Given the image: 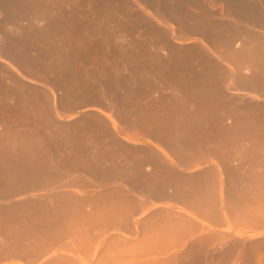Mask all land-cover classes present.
<instances>
[{
    "label": "crops",
    "instance_id": "0c3cea01",
    "mask_svg": "<svg viewBox=\"0 0 264 264\" xmlns=\"http://www.w3.org/2000/svg\"><path fill=\"white\" fill-rule=\"evenodd\" d=\"M142 2L151 12L142 11L135 0H0L9 20L4 26L5 43L33 49L19 59L43 68L45 72L36 76L48 78H39L42 85L15 81L14 86L0 79V190L11 192V197L47 191L60 180L51 174L54 167L64 168L60 154L64 142L93 141L100 143L98 153L67 156L77 157L68 164L80 163L78 158L83 157L87 171L98 173L94 187L123 190L121 182L129 179L127 188L132 192L157 195L141 201L130 215L127 203L120 202L115 209L95 203L110 219L115 212V220L140 223L158 211L187 219L184 225L160 221L155 227L158 239L159 235L186 236L184 241H190L204 229L219 234L230 227L241 230L242 219L232 214L243 206L240 199L257 187L264 195V123L247 118L252 109L239 104L242 97H253L251 93L264 87V31L260 30L264 28L242 24L244 58L228 62L214 56L220 51L215 43L182 44L173 38L181 33L212 34L210 0H188V8L181 1ZM222 2L243 17L257 9L251 0ZM65 3H73L74 10L62 21L52 11H64ZM42 10L46 15H41ZM17 19L32 23L30 32L21 31L19 41L12 37ZM20 28L26 30L21 24ZM230 45V50H240L236 43ZM252 45L259 47V55L250 58ZM159 82L171 92L156 91L153 84ZM45 84L62 90L55 94ZM70 84L92 85L82 92L84 98L95 100L97 94L114 98L116 119L129 133L127 141L107 134L102 116L91 126L76 125L78 113L64 104L72 98ZM228 84L236 89H226ZM107 139L109 143L104 142ZM33 205L28 203L26 211L34 210L38 220H46L41 204ZM190 230L196 232L189 234Z\"/></svg>",
    "mask_w": 264,
    "mask_h": 264
},
{
    "label": "flooded vegetation",
    "instance_id": "af4514ba",
    "mask_svg": "<svg viewBox=\"0 0 264 264\" xmlns=\"http://www.w3.org/2000/svg\"><path fill=\"white\" fill-rule=\"evenodd\" d=\"M73 10L74 7L72 5L65 3L64 11H52L51 9L49 11H52L54 16L59 19H63L62 21H67L66 17L70 16ZM260 13L261 10H257L251 14H245L244 17H247L248 20L257 19L260 24L264 25V22L261 23L262 13ZM41 15H46V11L42 10ZM8 21V18L2 13V4H0V79L8 86H14L15 81L42 85L43 82L38 81L39 78L44 80L48 78L44 75H36L43 74L45 70L19 59L20 54L23 53L22 50L27 48L28 45L20 47L17 42L15 46L10 47L5 43L4 33L7 30L4 26H7L5 24ZM243 21L240 24L246 26L245 20ZM42 23L40 21V24ZM20 24L26 30H21ZM25 25L31 26L32 23L31 21H19L17 19L13 25L14 34L12 37L16 38L17 41H19L22 33L31 31ZM241 25L238 28L239 38L242 36ZM257 29L260 28L258 27ZM260 30L264 31V29ZM181 34H177V36H181ZM210 37L212 42V36L210 35ZM26 38L28 39L29 37L26 36ZM176 41L182 43L180 39ZM186 43H195V41L189 40ZM202 44L206 43L203 42ZM217 47L220 48V52H226V55L233 60L242 61L244 58L243 46L238 43L236 44V47H240V50L237 49L238 51L230 50L233 46L227 44H217ZM250 47L255 48L251 55L252 57L259 55L258 46L252 45ZM214 56L217 55L214 54ZM251 56L249 57L252 58ZM153 87H155L156 91L160 90L163 94L171 92L169 88L164 89L167 85L163 82L155 83ZM238 92L247 94V91ZM156 95H159V93H156ZM250 95L253 97H242L239 104L252 109L251 114H246L247 118L252 117L251 121L254 123H264V87L259 92L251 93ZM81 101L80 99L79 101L64 102L66 107L74 109L73 114L78 113L76 115L78 117L76 125L82 127L86 123L89 126L91 122H101L99 116H102L107 121V124H105L107 134L113 135V137L117 134L127 141L128 136L126 135H129V133L123 131L122 125L116 119L117 109L114 98L110 99L105 94H97L95 100H92L93 105L77 108ZM88 110H92L95 113H88ZM104 111L110 116L104 114ZM104 142L109 143V139ZM99 144V142L93 141L64 142V145L60 148V154H62L64 160V168L54 167L51 174V177L60 180L50 185L47 191H28L27 193L11 197V192L0 190V264L12 261L26 264L33 261L35 264H40L48 259H55V262L58 261L60 264H116L117 262L129 263L133 260L142 262L153 257L146 256L140 252L133 253V246H131L133 244L137 245L141 243V240L143 242L145 239L143 232L145 222L134 223L131 220H115V212L112 214V219H110L98 209L96 204L105 203L115 209L118 201L119 203L123 202V204L127 203L126 209L130 215L132 208L140 206L141 201L142 203L152 201L157 195L151 191H139V194L132 192L131 189L127 188L129 179L121 182L124 186L123 190L103 191L100 187H94L98 184L94 180L98 173L93 175L87 171L89 168L84 167L83 157L78 158L80 163L70 162L68 164L69 159L76 160L77 157H69L67 153L70 155L83 154L84 152L98 153ZM105 147L109 149V145H105ZM186 154L190 155L191 153L187 150ZM83 184L88 186L86 188L78 187V185ZM26 194L28 195L26 196ZM40 194H43V196H40ZM36 202L40 203V207L47 212L46 220H38L34 210L31 212L26 211L28 203H31L32 208H34L33 204ZM176 216L179 217L178 215ZM52 239L57 240L59 246L65 248V251H62L63 253L60 251L55 255L52 252L46 253L49 248L44 245L50 243ZM86 241L99 245L95 254L84 253L82 250L77 252L73 248L74 242L84 243ZM122 246H124V251L119 252L118 250ZM161 257H164V255ZM81 258L85 259L86 262H82ZM212 259L215 258L212 257ZM214 263L217 264L216 261Z\"/></svg>",
    "mask_w": 264,
    "mask_h": 264
},
{
    "label": "rangeland",
    "instance_id": "374dc122",
    "mask_svg": "<svg viewBox=\"0 0 264 264\" xmlns=\"http://www.w3.org/2000/svg\"><path fill=\"white\" fill-rule=\"evenodd\" d=\"M137 2L138 7L142 10V11H146L149 10L148 7L144 4V2H142L143 0H135ZM168 2L172 3L174 1H181V2H185L183 3L182 7L184 8H188L189 5L187 4L188 0H167ZM223 0H210V2L212 3L213 7L211 6V11L209 16L211 17L213 14H215L216 16L219 17H224L226 18L228 17H238L241 21L245 20L246 22V26L249 27H253V28H261L264 27L263 24H260L258 22V20H248V18L243 17L241 13H233L232 11H228L226 9V5L222 2ZM254 2V4L257 7V10H261V16H262V21L261 23L264 22V0H251ZM70 5H73V3H69ZM57 10V9H56ZM256 10V11H257ZM151 12V11H150ZM182 17H186L188 18L189 14L187 15V13L185 12L183 14V12L181 13ZM214 15V16H215ZM245 18V19H244ZM238 19V20H239ZM30 22V21H28ZM244 22V21H243ZM26 27H29L28 25H25ZM174 40L176 43H178L176 40L179 39H183L184 41L187 40H193L195 41V43H201L204 42L206 44L211 43V37L208 36H200V35H190V34H181V36H177L174 35ZM241 38V37H240ZM236 38L234 40L233 43H238L239 45L242 44V38ZM186 43V42H183ZM29 48L30 51H33V49H30L29 46H27V48H24L22 50V52L25 51ZM249 52L248 55L251 56L253 53V50H255L254 47H250L249 48ZM29 50H27V52H30ZM214 54L217 55V57L226 60L228 62H231V57H229L228 55H226V52H220V51H215ZM252 57V56H251ZM45 86L47 88H49L51 91L55 92V94L57 93V91H61L62 89L57 88L55 85H51V84H45ZM67 86V85H66ZM72 86V88H71ZM77 86V87H76ZM88 87H92V85H86V84H70L68 85V90H71V99H67L65 100L67 101H79L80 99L82 100L80 102V104L77 106L78 107H85L88 105H93L94 103H92V99L91 98H84V94L82 92H87L89 91ZM77 88V89H74ZM67 89V87H66ZM72 89H74L72 91ZM226 89H236V87L232 84H228L226 85ZM57 102V100H56ZM71 111L74 109H70ZM231 119V118H230ZM258 188V187H257ZM252 189L250 190L251 193H249L248 195L244 196V200H246V204L247 207H252L253 209L256 206H260V201H259V197L261 195V191L259 189ZM184 191H186L187 193V189H185ZM119 204V201L118 203ZM256 205V206H255ZM241 212H239L240 214ZM165 219H169L171 222H175L176 225H179V223L182 222V225H184L187 221V219H185L184 217H177L175 215H173L171 212L169 211H158V212H153L151 213L148 218L146 219L145 225H144V235H146L145 237L147 238V236L151 233V232H155L156 230H158L159 228L155 227L159 224L160 221H164ZM152 222V223H151ZM149 223V224H148ZM148 226V227H147ZM178 227V226H177ZM175 229V228H173ZM172 229V230H173ZM176 231V229H175ZM196 231H189V234H193ZM181 237V236H180ZM186 236H183L182 239H177V238H172V237H165L163 238V241H168L169 243H172V246H175V251L174 252H170L171 247H167L164 248L162 247V243L161 240L157 239L158 243L160 244L158 249H151L147 250V248L145 247V242L146 239L143 240V242L141 241V243L135 245H131L133 253L136 252H140V253H144V255L146 256H156V258H148L145 259L142 262H137L136 260H133L135 264H147L148 262H151V264H166L167 262H171V261H177L176 264H215L214 262L216 261L217 264H259L257 257L255 256V254H253L254 256H246L245 252H248L250 250H256L258 247L264 246V236H247V237H243V238H239L236 236H233L231 232H226V233H222L219 234L217 231L214 230H206L204 229L203 234L200 236H197L196 238L191 239L190 241H187L186 244L183 243L184 238ZM254 237V238H252ZM177 245H176V244ZM183 243L181 246H179V244ZM139 245V246H138ZM138 246V247H135ZM179 246V247H178ZM186 246V247H185ZM61 248H63L62 246H60ZM174 248V247H173ZM155 249V250H154ZM179 249V250H178ZM60 250H56L54 251V249H47L46 253L48 252H52L53 255H55L56 253H59ZM145 251V252H143ZM262 260L264 262V248L262 250ZM162 255H164V257H161ZM212 257H214L215 259H212ZM55 261V259H48L45 260L43 262H41L40 264H49V263H53ZM8 264H26L23 262H10ZM27 264H35L33 261L27 263Z\"/></svg>",
    "mask_w": 264,
    "mask_h": 264
},
{
    "label": "bare ground",
    "instance_id": "6f19581e",
    "mask_svg": "<svg viewBox=\"0 0 264 264\" xmlns=\"http://www.w3.org/2000/svg\"><path fill=\"white\" fill-rule=\"evenodd\" d=\"M53 7H58L59 5H52ZM61 7V6H60ZM256 7V6H255ZM257 9H255L253 12H256ZM215 14L212 15V20H211V24H212V42L211 43H215V44H224V45H230L234 42V40L237 38L238 36V28H240V23L242 22L240 19L238 20V17H226V18H222L219 16H214ZM180 42H187V40H183L180 39ZM203 43V42H202ZM29 50V48L27 49ZM26 53H29L27 52ZM30 51V50H29ZM25 52V51H24ZM77 87V86H76ZM72 88V86H71ZM77 89V88H74ZM72 89V91L74 90ZM71 91V90H69ZM104 114L110 116L107 112H103ZM263 193L261 192V195L259 197V201H260V206L255 207L254 209L252 207H247L248 204H246V200L244 199H240L241 201V209L239 208L238 211L232 213L233 215L240 217L241 220V225L243 227V229L241 230H233L231 227L228 229L229 232H233V234L236 237L239 238H243V237H249V236H264V205L262 202V199H264V195H262ZM239 212H241L239 214ZM188 215H190L192 218H195L197 220H199L200 222H202L203 224H206V221L198 218L195 213L188 211L187 212ZM226 218L229 220V214L225 213ZM163 230V228H162ZM204 230H202L201 232H203ZM193 236V235H192ZM158 236L156 237V233L155 232H151L146 239L145 242V247L147 248V250H151L153 248L157 249L159 248L160 244L158 243L157 239ZM254 238V237H252ZM159 240H163V238L161 237V235H159ZM187 241L183 242L186 244ZM183 243L179 244V246H181ZM176 244V243H175ZM177 245V244H176ZM184 245V244H183ZM46 248H50V249H54V251H56L57 249L60 250V252L65 251V248H61L57 242V240L52 239V241L46 245H44ZM73 248L77 251V252H90L95 254L98 251L99 245L97 243H93V242H74L73 244ZM172 243H164L162 244V247L167 248V247H171ZM178 246V247H179ZM118 247V246H116ZM124 246L120 247V249L118 250L119 252H123ZM174 247V248H173ZM186 247V246H185ZM110 248V247H109ZM264 246L258 247L256 250H250L248 252H245L246 256L250 257V256H254L253 254H255V256L258 259L259 264H264L263 260H262V250H263ZM175 246L173 245L171 247V252L175 251ZM179 250V249H178ZM145 252V251H143ZM63 253V252H62ZM152 258H156V256H153ZM82 262H86L85 259L81 258L80 259ZM176 260L175 261H171V262H167L166 264H176ZM49 264H60L58 261H54L53 263H49ZM116 264H135L134 261L129 262V263H124V262H117ZM147 264H151V262H148Z\"/></svg>",
    "mask_w": 264,
    "mask_h": 264
}]
</instances>
